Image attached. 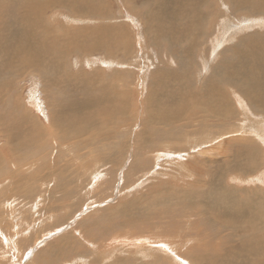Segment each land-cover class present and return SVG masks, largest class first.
Segmentation results:
<instances>
[{
	"label": "bare ground",
	"instance_id": "obj_1",
	"mask_svg": "<svg viewBox=\"0 0 264 264\" xmlns=\"http://www.w3.org/2000/svg\"><path fill=\"white\" fill-rule=\"evenodd\" d=\"M99 1L100 0H0V8L6 6L5 9L9 14L3 15L4 19L0 17V104L7 103L10 100L7 96L6 88L15 83L14 80H18L21 78L20 76L25 75L27 71H32L33 73L38 72V75L44 80L43 83L45 88L60 94L53 104L48 98L47 105H49L50 123L48 133L46 134H42L40 129L41 125L37 122V119L30 115L26 108H24L25 110L22 109V106H19V104L12 99L6 107L7 113H5L3 108H0V126H2L0 127V134L3 136L0 140H5V146L7 147L6 153L9 154L8 156L16 155L17 149L33 151L43 145L46 146V142L42 141L45 137H48V139L51 138V142L53 143L56 142V144L60 143L62 146H69L70 144H67V141H60L58 139V136L64 135V130L67 132L66 140L71 139V142L75 143V140L78 138L75 144L84 140L85 145H89L87 141L91 142L93 137H99V139H105L106 137L112 138L113 135H117L118 133L117 131L110 132V130H114L115 128L120 129L123 126L128 128V126L132 125L130 120L135 110L134 105L130 104L133 92L132 88L135 89L136 85L139 83L134 82V79L135 77L136 79L139 78L140 84L138 88L141 89L139 94H142L143 88L142 86L140 87V85L143 78L138 77V75L130 69L134 64L132 62L133 56L128 62L123 59L124 52H128L132 45L129 32L125 25L123 23H119L118 25L117 23H112L111 25L109 22L110 25L104 23L89 26H71V28L63 27L62 33L68 34V36L64 38V41L69 43V48L73 50V55H79L80 57H78H82L85 61L89 60L88 65H90V67L87 68L85 64H81L79 65L80 68H77L78 71L75 72L73 70L75 64H73L74 66L72 67V64L70 65L67 62L69 66L68 70L76 74V76L69 75L65 77V74L61 71V68L67 65L63 62V53L53 48V44L57 42V34L55 32V35L52 36L55 29H53L51 25L49 26V24H46L43 20V16L46 15L45 12H47L48 9L56 10L62 8L67 11L69 18L73 21L74 19L77 20L78 25L80 22L97 23L99 20L105 21L106 19L110 21L113 16L104 14L102 6L99 5ZM125 1L133 10L135 9L137 12H142L141 15L143 16V20L151 33L149 45H154L159 49L163 47L166 48L169 51L166 61L170 59L171 62L174 63L170 67V69H172L171 71L167 69H158L155 72V84L151 85L150 93L152 94L149 95L148 99L154 101L153 99L157 97L161 100L162 104L155 112H151L148 108L144 109L148 114H146L144 118L142 117L141 125L144 127L138 132L136 138L131 143L133 146L132 149L135 150L137 148L140 150L141 148L146 149V147H151L150 150L156 152L158 158L160 156L169 155L174 157L173 155L175 154L176 157L184 156V153H175L177 148L173 151L172 147L165 142L175 138L179 134H194V130L192 129V131L189 128L193 125L191 114L195 110H198L197 114L202 113V111L206 112L208 106L210 107L209 113H212L213 116H219L221 119L217 118V120H214L207 118L205 114L203 115L202 130H207V134L210 137H208L209 139L203 140L201 144L205 145L203 143L208 142V145H210V152L212 151L213 154L221 152L220 154L224 155L225 158L222 159V161L220 159H213L209 168L202 171H198L195 167L189 166L188 168L185 166L188 169L184 177L194 179V184L189 183L188 180L183 184H178L179 180L173 182L172 178L168 176L165 177L167 179H161L159 183H156L148 192L143 193L141 197H134L130 200H126L115 208H112L115 214L118 213L119 215L130 217L129 219H131V215L134 216L135 219L139 218L137 219L139 220L137 221L138 226L136 223H132L136 228H140L137 232H141V230L144 231L142 225H144L145 231L147 230V224H149L148 229L159 226L145 218L148 215H152L153 217L157 216L161 219L170 215V218H168L170 220L179 219L180 216L191 218L186 213L187 211L192 218H194L193 220L198 221L201 225L187 223L185 227L186 230L182 231V236L185 238L176 241L172 240L174 243H172V241H164L165 239L163 241H158V239L149 238L152 239V242L150 241V243H147L148 245L143 246L145 250H142L143 248L140 246L136 254L131 253V258L129 257L128 259L124 257L127 261L118 258L111 264H127L129 260H134V264H141L137 261L139 259L138 253L146 250L148 252V254H146L148 257L152 256L154 251H159L163 255L167 252L166 250L172 251L171 257L168 258V256H166L167 260L171 262L174 261L172 264H264V207H262L264 197L256 199V195H254L255 193L253 192V199L256 200V202H254L252 208L247 210V213L242 206L234 200L232 202L231 199L232 189L243 191L248 187L264 188V161L259 169L258 165H256L255 168H257V170L250 173L246 172V168L240 166L239 161L236 162L235 170H224V161L232 162L236 157V151L223 150L219 145L212 146L210 144L212 141H215V143L218 142L219 138L218 135L215 136L212 130V121L224 120L235 113L238 118V123H236L237 130H239L240 133L247 134L254 143V148H248L242 151L246 156H251L255 150L257 154L260 152L264 153V60L262 66H259V56L256 55V47L251 46L250 48V44H248V42L253 40L252 37H247L246 40L243 38L247 31L264 27L263 24H261V26H255L253 23L256 22L255 19L264 21V0ZM219 1L225 6H223L222 10L218 7ZM10 14V19L13 21L12 23L5 20L9 18ZM212 29H214L213 36H211L210 32ZM215 36L218 38H228V40L229 37L230 39L236 37L238 47L229 46L222 50L216 49L212 42V40H216L217 37ZM261 39L264 40V37H261ZM231 41L229 43H231ZM218 46L220 47L219 42ZM200 49H203V52L196 61L195 67L197 69V74L193 75L192 80L187 83L184 79L182 80V72L185 68L189 69L191 67L184 66L193 59L194 55L195 57L197 56ZM102 51L106 52L108 56H111L110 60L114 58V61L108 63L110 67L109 72L112 73L113 77L107 78L104 81L103 76H106V68L97 66L95 62L97 59H93L98 53L102 54ZM227 54H229L230 59L217 60L219 56ZM133 59L136 60L135 58ZM186 59L187 61L185 62ZM135 65L134 67H136ZM159 65H161V63H159ZM117 66L123 67L119 69L120 67L117 68ZM216 66L217 69L214 75L211 76L214 70L211 69ZM88 75L95 81V86L92 90L87 85L82 89L79 83L81 78L84 79ZM47 80L50 82V86L53 87L46 85ZM111 81L113 82L110 83ZM196 83L200 84L199 89ZM169 84L177 88V93L172 92L167 95L165 93L166 89L164 92L158 93V90L163 91L162 89ZM13 88L15 89V87ZM228 88L230 89V93L235 96L232 100L235 101V104L232 102L230 108L226 107L224 103H221L219 100V96L223 93L222 90ZM248 88L250 90L246 92L245 90ZM194 89H197L199 92V97L193 92ZM15 92L16 91H14V93ZM237 98L249 103L252 109L256 111H254L256 113L255 116H257L258 113V116L261 117H259L260 120L250 119L248 117L249 110L243 111V113L241 111L237 112L236 102L239 101L236 100ZM179 101L182 102L183 105H188L189 108H187V110H181L180 108H182V106ZM233 105L236 106V110ZM125 106L128 108H125ZM129 109L132 110V115L130 117ZM254 112L252 115L255 114ZM151 119H153L152 123ZM155 119L161 122V126H159L161 128L156 127L155 133L157 134V142L153 144L148 141L155 138L151 137L150 131L148 129L144 130V128L158 125V123L154 121ZM204 121L212 123H204ZM35 123L36 126L34 127L33 124ZM104 130H106L107 133L103 134L102 132H104ZM140 140H142V142H139ZM80 144H78L77 147H79ZM82 145H84V143ZM194 146L196 147L197 145ZM189 147H192V145H189ZM58 148L61 150L65 147ZM117 151L120 152L119 150ZM62 152L61 150L60 153ZM118 152L112 151L108 155H101V157H97V160L100 161L102 165H108L110 163L118 164V159H120L119 157L121 155V152ZM23 154L20 156H23ZM6 155L0 152V164L2 161H7ZM133 158L134 163H138L139 159H136L137 157L135 155H133ZM13 159L14 158H8L9 162ZM14 161L16 160L14 159ZM60 162L61 160L59 158L54 166H58ZM71 162L70 159L68 161L66 160L62 168H68V166H70V169L76 170L77 168L73 164L74 162ZM50 165L44 167L47 168ZM182 166L183 164L178 163V161H173L170 163L168 162L166 168L174 169L175 171ZM18 168L19 166L17 169ZM53 169L56 173L65 172L61 167V170L58 168ZM80 169L79 167V170ZM19 170L22 171L21 169H18V171ZM222 170H224V175L226 177L223 175ZM20 171H16L19 175H16L15 182L20 178L18 176L23 174V171L21 173ZM167 172L168 171L164 172L165 176ZM258 173L260 175H258ZM160 175H162V173H160ZM230 175L233 176L232 180H240L251 184L247 186V188L245 184H234L230 186L225 183L226 180L230 179H226ZM76 176L71 175L70 179L75 182L77 179ZM172 182L180 193L174 197H172ZM64 183H66V180H64ZM243 186L245 187L244 189L242 188ZM67 194L71 195L73 193L70 191ZM152 197L157 201L152 200ZM228 202L233 212L237 214V219H234V221L228 217L230 214ZM182 203L186 211L182 209L177 210L175 208V205L180 206ZM106 210L104 212H106ZM179 212L183 213L180 215ZM178 214L180 216L178 218L175 217V215L178 216ZM200 214L203 216L205 215V218L198 217ZM242 217L246 218L244 219ZM128 224H130V220ZM169 224L171 225V223ZM203 225L204 227H202ZM177 228L176 225V229ZM158 229H162L164 233H169L168 238L170 239L167 240L173 238V234L171 233L173 227L165 228L164 226H159ZM84 230L86 229H83V231ZM216 232L217 234L211 243V241L207 239ZM166 236L167 235H165V237ZM135 239L136 238H134V240ZM75 242L76 241H74V243ZM136 245H143L142 239L136 241L134 247ZM60 246L61 245L57 248L51 246L50 252L55 256ZM65 248L63 249L65 250ZM70 249V251L74 252V255L69 256V253L67 255L64 253V258L66 260L63 259L62 261L68 262V258H70L73 261L79 262L76 259V257L81 256L79 255L81 252H78V247L72 246ZM190 250L194 251L190 252ZM159 252L158 254L162 258V254ZM44 254L46 255V252ZM75 255L78 256L73 257ZM81 257L84 256L82 255ZM54 259L52 258L51 261L49 259L46 263L53 264L56 262L52 261ZM91 261L92 263L90 264L96 263L94 258H92ZM80 262L82 264L86 263V261L83 260ZM156 262L157 260H155L154 263L151 262V264H157ZM40 263L41 259L37 258L35 264ZM69 263L71 264V262Z\"/></svg>",
	"mask_w": 264,
	"mask_h": 264
},
{
	"label": "rangeland",
	"instance_id": "obj_2",
	"mask_svg": "<svg viewBox=\"0 0 264 264\" xmlns=\"http://www.w3.org/2000/svg\"><path fill=\"white\" fill-rule=\"evenodd\" d=\"M99 5L102 6L105 15L108 16L111 15L114 18L112 17L110 21H107V19L105 21L99 20L97 21V23L80 22L78 25L76 19H74V21L76 22L75 23L71 18L68 17L67 11L65 9L58 8L56 10L48 9L47 11L48 13L45 12L46 15L44 14L46 17L43 16V20L46 24H49V26L51 25L52 28L55 29V31L52 33L53 35L52 34L51 35L54 36L55 32L57 34V42L53 44V48L55 50L62 51L63 62H65L66 64L68 62L70 65L72 64V67L74 66L73 64H75L73 68L75 72L78 71V69L80 68L79 65L81 64H85L87 68L90 67V65H88L89 60L85 61L84 59H82V57L79 58L80 57L79 55H78L79 57L77 55H73V50H70L69 43H66V41H64V38L68 36V34L62 33L63 27L71 28V26L74 27L82 26V25L89 26V25H94V24L97 25L104 23L105 24L108 23L109 25L110 23L111 25L112 23H117L118 25L119 23H123L127 31L129 32V37L132 43L129 51L124 52L123 59L124 61L128 62L130 61V58L133 56V58H135L136 60L132 58V62L134 64L130 69L135 74H137L138 77L143 78L141 80V85H140V87L142 86L143 88L142 94H139L141 92V89L138 88V85L140 84L139 78L136 79L135 77L134 82H139V83L138 85H136L135 89L132 88L133 92L131 95L130 104L134 105V109L135 110L137 109L136 110L137 112L134 110V115H132L131 114L132 110L131 109L128 110L129 117L132 115L130 120V122L132 123L131 126H128V128L123 126L120 129L115 128L114 130H110V132L117 131L118 133L117 135L116 134L113 135L112 138L106 137L105 139L102 138L99 139V137L96 138L93 137V140L91 142L87 141L89 145H85L84 140L79 141L77 144H75L78 138L75 140V143L71 142V139L66 140L67 132L66 130H64L63 132L64 135L58 136V139L60 141H67V144L68 143L70 144L69 146H62L60 145V143L56 144V142L53 143L51 142V138L48 139V137H45L43 140L42 139L40 140L45 141L46 146L40 145L42 148L41 147L36 148V150L34 149L35 151L27 150V149L25 150L17 149V153H15L16 155L8 156L9 154L6 153V148H7L5 146L6 142L4 139L0 140V152L5 153V155L7 154L6 155L7 161L6 162L2 161V163L0 164L1 165L0 166V210H1L0 264H35L37 258L41 259L40 264L46 263V261L49 259L51 261L52 258L57 259V260L55 259L52 260V261H56L53 264H70L69 262H71V264H82L80 262L81 260L86 261L85 264L88 263L90 264L92 263L91 261L92 258H94L96 261V263L94 264H111L112 262H114V260L118 258L123 260L125 258L128 259L129 257L131 258L132 256L131 253L136 254L140 246L143 248V246L148 245L147 243H150V241L154 238L156 240L158 239V241H163L164 239H165L164 241H172V240L176 241L178 239L185 238L182 236L183 235L182 231L186 230L185 227L187 223L188 224L194 223L196 225H201L198 221L193 220L194 218H192V216L186 211L183 203L180 206L175 205V208L177 210L182 209L186 211V213L191 218L180 216L183 212H179L180 215L178 214V216L175 215V217L177 218L179 216L181 217V218L179 217L180 221L179 219H171V220L168 219L170 218L169 217L170 215L164 217L163 219L157 216L153 217L152 215L146 216L145 218L149 219L154 224H158L160 227L161 226L162 227L164 226L165 228L173 227L174 230L172 229L171 231V233L173 234L172 235L173 238L171 240H167L170 239L168 238L169 233H164L162 229H158L159 226L154 228L151 227L150 229H148L149 224H147V230L145 231V227L144 225H142L144 231L141 230V232H137V230L140 228H136V226L133 224L136 223L138 226L137 221L139 220L137 219L139 218L135 219V217L131 215V219H129L130 217H125L119 215L118 213L115 214L113 212L114 209L112 208H115L117 205L125 202L126 200H130L134 197L137 198L141 197L143 193L148 192V190L154 187L156 183H159L161 179L163 180L167 179L165 177L168 176L171 177L173 182L179 180L178 184H183L187 180L189 183L194 184L195 183L194 179H189L188 177H184V175L186 174V170L189 168V166L195 167L198 171H202L209 168L213 159H220L222 161V159H224L225 157L224 155L220 154L221 152L218 154L217 153L213 154L212 151L210 152L209 150L210 145H208L209 144L208 142H204L203 144L205 145L201 144L203 140L210 137L207 134V130L205 129L202 130L203 115L205 114L207 118H211L214 120H217V118L221 119V117L213 116L212 113H209L210 107L208 106L206 108L207 109L206 112L202 111V113H198V114H197L198 110L192 112L191 115H192L193 125L189 128L191 130L192 129L194 130V134L191 135L179 134L175 138L165 142L166 144H169L172 147L173 151L175 148H177L175 150V153L178 154L184 153V156L176 157L175 154L173 155L174 157L169 155V156H160L158 158L157 153L152 152L150 150L151 147L150 148L146 147V149L141 148L140 150H138L137 148L135 150L132 149L133 146L131 143L136 138L138 132L144 127L143 125H141L142 117L144 118L145 115L148 114V112L144 109L148 108L151 112H155L160 108L162 104L161 100L157 97L153 99L154 101L148 99L149 95L152 94L150 93L151 85L155 84V79H156L155 72L158 69H162V70L167 69L171 71L172 69H170V67L174 63L171 62L170 59H167L166 61V57L168 56L169 53V51L166 48L163 47L162 49H159L154 45H149L151 40V33L148 30L147 24L143 20L141 11L137 12V10L135 9L133 10L132 8H130L129 4H127L125 0H100ZM218 5H219L218 7L222 10L224 5H222L220 1ZM5 8L6 6L0 8L1 9L0 12L2 13V14L0 13V17L2 19H4L3 15H9ZM10 17L11 14L9 18H6L5 20H7V22L12 23L13 21H11L12 19H10ZM255 20L256 22H253L255 26H259V25L261 26V24H263L264 26L263 20H259V21L257 19ZM210 32H211V36H213L214 29H212ZM247 37H252L253 40L251 42H248V44H250V48L251 46L256 47V55L259 56V66H262L264 60V40L261 39V37H264V27H260L257 30L254 29L247 31L244 34L243 38L246 40ZM230 41L231 43H229ZM212 42L216 49H221V50L229 46L238 47L236 43L237 42L236 37H232V39H230L229 37V40L228 38L226 39L222 37L220 38L217 37L216 40H212ZM218 42L220 43V47L218 46ZM102 52H103L102 54L98 53L96 57H93V59H97L96 61L94 60L97 66L106 68L105 69L106 76H103V81H104L107 78L113 77L112 73L109 72L110 67L108 63L114 61V58H111L110 60L111 56H108L104 51ZM202 52L203 49H200L198 51L197 56L195 57L194 55L193 59L184 66V67H191L189 69L185 68L184 71L182 72V80L184 79L185 82L189 83L192 80L193 75L197 74V69L195 65L197 59L200 57ZM224 59H230L229 54L221 55L217 58L218 61ZM186 61L187 59L185 60V62ZM159 63H161V65H159ZM134 65L136 67H134ZM119 67L117 66V68L122 69L123 66H119ZM68 68H69L68 64L61 68V71L65 74V77L69 75L76 76V74L69 71ZM216 69L217 66L211 69L213 70L211 76L214 75ZM38 74H39L38 72L33 73L32 71L30 72L27 71L25 75L20 76L21 77L20 79L14 80L15 83L12 84L13 86L11 85L10 87L6 88L7 89L6 93L7 96L10 98V100L12 99L14 102L19 104V106L21 105L22 109L26 108L29 114L37 119V122L41 125L40 129L42 134H46L48 133L49 123H50L49 105H47L48 98L52 101L53 104L56 102L55 100L60 96V94L57 93L56 91L47 90V88H45L43 83L44 80H42V78ZM112 82L113 81H111L110 83ZM46 83L47 86L53 87L50 86V82H48V80ZM79 83L82 86V89L84 86L87 85L92 90V88L95 86L94 79L89 75L86 76L84 79L81 78L79 80ZM196 86L198 89L200 88L199 83H196ZM13 87H15V89ZM162 90L163 91L158 90V93L164 91L167 95H169L172 92L177 93V88L172 86L171 84L165 86V88H163ZM249 90L250 89L248 88L245 91L247 92ZM14 91L16 92L14 93ZM193 92L197 95V97H199V92L197 91V89H194ZM222 92L223 93L221 94V96H219V100L221 101V103H224L226 107L230 108V106H232L231 105L232 102L233 104H235V101H232L235 98V96L230 93L229 88L222 90ZM10 100L7 102L8 104L7 103L0 104V108L1 109L3 108L5 110V113H7L6 107L9 105ZM236 100H239L236 102V106L238 110L237 112L241 111L243 113V111L249 110L248 117L250 119L260 120L261 117L258 116V113L257 116H255L256 111L252 109L249 103H247L245 100L244 101L240 100V98H237ZM180 105L182 106V108H180L181 110L183 109L187 110V108H189L188 105H183L182 102H180ZM126 106L125 108H128ZM236 106L233 105V107H235V110H236ZM252 110L253 112L255 111L254 115H252L253 114ZM152 121L153 119H151V123ZM154 121L158 123V125L156 126L153 125L144 128V130L148 129L151 133V137L155 138L153 140L148 141L149 143L152 142L153 144L157 142V134L155 133V129L156 127L161 128L159 127L161 126V122L157 119H155ZM208 122L204 121V123H208ZM212 122H209L212 123L211 124L212 130L214 131L215 136L218 135L219 138H218V142L215 143V141H212L210 144L212 146L219 145L223 150L226 149V150L236 151L235 153L236 157L232 162L224 161L223 163L224 170H231V169L235 170L237 161L240 162V166L246 168L247 173L257 170V168H255L256 165H258V169L262 166L264 161V153L260 152L259 154H257V151L255 150L253 151V154L251 156H246L245 153L242 151V150H247L248 148H254V143L252 139L248 137L247 134L240 133V131L237 130L236 123H238V118L236 117L235 113L231 117L226 118L224 120L212 121ZM36 123L33 124L34 127L36 126ZM102 133L105 134L107 133V131L104 130V132ZM2 137L3 136L0 134V139ZM158 141H162V140H158ZM139 142H142V140H140ZM83 143L85 146L82 145ZM55 144L58 147H65L61 149L63 151L62 152L63 154L60 153L61 150ZM78 144H80L79 147H77ZM189 145H192V147H189ZM194 145L197 146L195 147ZM123 146H125L126 148ZM111 150L113 152L115 151L118 152L117 150L121 152V155L119 157L120 159H118V164L110 163L108 165H102L101 162L97 160V157H101V155H108L112 152ZM21 154H23V156H20ZM133 155L137 157L136 159H139L138 163L136 164L134 163ZM8 158H14L16 161H14L13 159L9 162ZM59 158L61 162L59 163L58 166L55 167L54 165L56 164V161ZM69 159L72 161L71 163L74 162L73 164L77 168L76 170L70 169V166H68V168H64V169L62 168L64 162L66 160L68 161ZM173 161L174 162L178 161V163L183 164V166L179 169H176L175 171L174 169L166 168L168 162L170 163ZM48 165L50 166L47 168L44 167ZM18 166H19L18 169H21L23 171L22 172L19 170L20 173L22 172L23 174L21 176H18L20 178H18L17 179L18 181L15 182L16 175L17 174L19 175V173H16V171L19 172L17 169ZM185 166H187L188 168ZM60 167L65 172L59 171L60 173H56V171L53 169V168H58L59 170H61ZM79 167L81 168L80 170ZM224 170H222L223 175H224ZM165 171H168L166 176L164 175ZM160 173H162V175L164 176L160 175ZM71 175L73 176L77 175L76 176L77 179L75 180V182L72 181V179H70ZM258 175L260 174L258 173ZM232 177H233L232 175L228 176V178L226 179L230 178L229 179L230 181L226 180L225 183L229 184L230 186L234 184L236 185L245 184L246 188L251 184V183L249 184V182H242L240 180H232ZM64 180H66V183H64ZM69 180H70V184H69ZM245 187L243 186L242 188L244 189ZM263 189H259L256 187H248L243 191L232 189L231 191L232 202L233 200L237 202L240 206L243 207V209L247 213V210L252 208L254 202H256V200L253 199V192L255 193L254 195H256V199L261 198L264 197ZM70 191L73 194L68 195L67 193ZM179 194L180 193L178 191V188L173 184L172 197L177 196ZM151 199L157 201L154 197H152ZM228 205L230 207V214L228 215V217L234 221V219H237V214L233 212L229 202ZM262 207H264V202L262 203ZM106 209H108L109 211ZM105 210L106 212H104ZM198 217L205 218V215L203 216L202 214H200ZM242 218L245 219L246 217H242ZM129 220H130V224H128ZM169 223H171V225ZM176 225L178 227L177 229H176ZM202 227H204V225ZM83 229L86 230L83 231ZM217 232L213 236L210 235V237L207 240H210L212 243ZM165 235L167 236L165 237ZM134 238L136 239L134 240ZM141 239L143 241V245H136L134 247L135 242ZM74 241L76 242L74 243ZM174 241H172V243H174ZM62 244L63 246L67 245L68 247L66 246L65 248V246L64 247L62 246ZM59 245L61 246L54 256L50 252V248L51 246L57 248ZM69 246L78 247V252H81V254L79 255L84 256V257L81 256L76 257L78 255L73 256L76 257V259L80 263L73 261L70 258H68L69 259L68 262L62 261L63 259L66 260L64 256L67 255L68 253L69 256L74 255V252L70 251L71 249ZM63 248H65V250ZM142 250L145 249L143 248ZM166 251L167 252L165 253V255H163L161 252L158 251L160 254H162V258L157 251H154L153 255L150 257L146 255L148 254L147 250L144 251L145 253L142 251L141 253H138V257L141 260L138 259L137 261H139L141 264L142 263L151 264V262L154 263L155 260H157L156 262L157 264H162V263L172 264V262L174 263V261L171 262L167 260L166 257V256H168V258L171 257L172 251L170 250H166ZM193 251L194 250L192 251L190 250V252ZM45 252L46 255L44 254ZM48 254L49 255L51 254L52 256L50 255L49 257ZM125 260L127 261V259ZM133 262L135 261L129 260L127 264H134Z\"/></svg>",
	"mask_w": 264,
	"mask_h": 264
}]
</instances>
